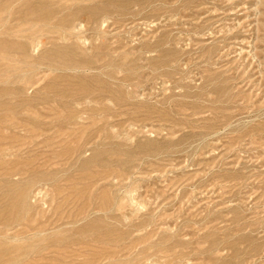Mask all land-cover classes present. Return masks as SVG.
Segmentation results:
<instances>
[{
  "label": "rangeland",
  "instance_id": "374dc122",
  "mask_svg": "<svg viewBox=\"0 0 264 264\" xmlns=\"http://www.w3.org/2000/svg\"><path fill=\"white\" fill-rule=\"evenodd\" d=\"M46 2L65 42L0 24V264H264V0Z\"/></svg>",
  "mask_w": 264,
  "mask_h": 264
},
{
  "label": "bare ground",
  "instance_id": "6f19581e",
  "mask_svg": "<svg viewBox=\"0 0 264 264\" xmlns=\"http://www.w3.org/2000/svg\"><path fill=\"white\" fill-rule=\"evenodd\" d=\"M19 1H21V0H19ZM11 0H0V11H5V10H8L7 12H8V16L6 17V18H0V24L1 25H3L2 27H4L6 30H8L9 32H8V34L11 32H17V33H19V34H17V35H19V38H27V39H31L32 41H30V44L31 43H33L34 44V46H36V45H40V44H36L39 40H43L44 41V39H46L47 37H49V36H52V35H49V34H56L57 35V37L59 38V39H62V40H64V42L66 41V39L68 38V36H67V34H66V32H61L62 30H61V27H58V24L57 23H55L54 22V20L53 21H49V18L51 17V13H52V7H51V5H48L47 4V2H46V0H39L38 1V5L36 6V7H34V9L32 10V11H29V13H30V15L31 14H35L36 15V17H34V19L32 18L31 20H30V22H28V21H22L23 23H24V25L21 23V25H20V23H17V24H12V23H10L12 20H14L13 19V12H10L11 11V8H12V6H11ZM58 5V4H57ZM62 11H63V9H62ZM53 15V14H52ZM84 15V14H83ZM33 16V15H32ZM78 16V15H77ZM97 17V16H96ZM15 18H17V17H15ZM87 19H88V17H87ZM87 19H86V21H87ZM61 20V19H60ZM59 20V21H60ZM65 21V20H64ZM74 21V20H73ZM72 21V22H73ZM97 22H98V20H97ZM68 23H70V22H68ZM91 23V22H90ZM63 24H67V21H65ZM89 24V23H88ZM73 28V27H72ZM78 28V27H77ZM10 29L12 30L13 29V31H10ZM55 35V36H56ZM5 36V35H4ZM49 39H50V37H49ZM58 39V40H59ZM51 40H53V39H51ZM55 40V39H54ZM72 40V39H71ZM47 41V40H46ZM45 41V42H46ZM67 42H69V41H67ZM42 44H43V42H42ZM27 45L26 44H23V43H20V42H15V41H13V40H11V39H9V38H0V51H4V52H7V56H5V59H9V58H11V56H9V54H8V52H14L15 50L16 51H18V52H23L24 53V55L25 56H29L30 55V53L29 52H27L29 49H27ZM30 47H33V45H31ZM36 48V47H35ZM37 49V48H36ZM39 49V48H38ZM32 50H33V48H32ZM35 50V49H34ZM36 52V51H35ZM32 54V53H31ZM35 54V53H34ZM37 54V53H36ZM17 55V54H16ZM18 56H20V55H18ZM41 60V59H40ZM4 80V79H3ZM87 87H88V85H86ZM91 88V87H90ZM101 90V89H100ZM85 91V90H84ZM86 91H88V90H86ZM94 91V90H93ZM1 92H2V90H1ZM97 92V91H96ZM82 93V92H81ZM92 93V92H91ZM88 94V93H87ZM102 97V96H101ZM96 98H98V97H96ZM96 98H92V99H96ZM88 101H89V99H88ZM91 102V101H90ZM88 108V107H87ZM50 179V178H49ZM7 185H9V184H7ZM11 186H15V185H11ZM10 186V187H11ZM27 187V186H26ZM9 188V187H8ZM12 188V187H11ZM28 188V187H27ZM24 189V188H23ZM26 189V188H25ZM24 189V190H25ZM18 190V189H17ZM15 191V190H14ZM13 191V192H14ZM22 191V190H21ZM20 191V192H21ZM26 192V191H25ZM24 192V193H25ZM10 193V192H9ZM16 194V193H15ZM6 195V194H5ZM18 195V194H17ZM21 195H23V194H21ZM8 196V195H7ZM7 196H4L6 199L8 198ZM12 196V194L9 196V198ZM3 197V198H4ZM12 197H14V196H12ZM17 198H18V196H16ZM4 198V199H5ZM15 198V197H14ZM13 198V199H14ZM3 199V200H4ZM5 199V200H6ZM34 199V198H33ZM12 200V199H11ZM15 200V199H14ZM7 201H10V200H7ZM13 201V200H12ZM16 201V200H15ZM14 201V202H15ZM19 202V201H18ZM4 204H6V203H4ZM11 204H12V202H11ZM11 204L10 205H8L7 207H9V206H11ZM15 204V203H14ZM6 207V208H7ZM19 207V206H18ZM6 208H5V210H6ZM14 208H15V206H14ZM15 209H19V208H15ZM8 210V209H7ZM1 211V210H0ZM4 211V210H3ZM2 211V212H3ZM11 211H12V209L10 210V214H11ZM1 212V213H2ZM5 212V211H4ZM3 212V213H4ZM16 213V212H15ZM21 213H23V212H21ZM21 213H20V215H21ZM9 213L7 214L8 216L10 215ZM12 214H13V211H12ZM3 214H1V216H2ZM15 215V214H14ZM23 215V214H22ZM21 215V216H22ZM21 216H19V217H21ZM6 218H10V216L9 217H6ZM6 218H5V220H6ZM14 220V219H13ZM17 220V219H16ZM19 220V219H18ZM6 221H11V220H6ZM5 221V222H6ZM14 222V221H13ZM18 222V221H17ZM28 222V221H27ZM7 223V222H6ZM4 224V223H3ZM21 225V224H20ZM24 226V225H23ZM32 226H33V224H32ZM2 227V226H1ZM30 227H31V224H30ZM7 228V227H6ZM12 228V227H11ZM24 228H27V227H23V229ZM37 228V227H36ZM35 228V229H36ZM3 229H5V228H3ZM28 229V228H27ZM25 230V229H24ZM6 231V230H5ZM7 232V231H6ZM5 232V233H6ZM21 232H22V230L20 231V234H21ZM28 232V231H27ZM26 232V233H27ZM8 233V232H7ZM25 233V232H24ZM9 234V233H8ZM17 234V233H16ZM2 235H5V234H2ZM2 235H0V236H2ZM55 237V236H54ZM4 239V238H3ZM29 241V240H28ZM28 241H26V242H28ZM4 242V241H3ZM1 243H2V240H1ZM6 243V242H5ZM28 243H30V241L28 242ZM27 243V244H28ZM6 244H9V243H6ZM14 244V243H13ZM17 244H19V243H17ZM16 244V245H17ZM5 245V244H4ZM3 244H1V246H4ZM12 245V244H11ZM15 245V246H16ZM22 245V244H21ZM20 245V246H21ZM23 245H24V243H23ZM25 245H26V243H25ZM0 246V247H1ZM14 246V245H13ZM18 246V245H17ZM16 246V247H17ZM3 248V250H4V247H2ZM5 248H6V246H5ZM8 249L9 248H12L11 246H9V247H7ZM14 249H15V247H13ZM25 248V247H24ZM8 249H6V253H8L7 252V250ZM20 248H18L16 251H18ZM21 249H23V248H21ZM20 249V250H21ZM12 249H9V251H11ZM29 249L27 248V251H28ZM26 251V250H25ZM24 251V252H25ZM41 251V250H40ZM36 252H37V250H36ZM43 252V251H42ZM3 253V252H2ZM5 252H4V254H1V255H5L6 254ZM13 253H14V250H13ZM22 253H23V251H22ZM21 253V254H22ZM14 254H16V253H14ZM0 255V256H1ZM9 256H10V253L8 254ZM13 255V254H12ZM8 256V257H9ZM16 257H17V255H15ZM18 256H19V252H18ZM7 257V256H6ZM2 258V257H1ZM13 258V256L11 257V258H9V261H10V259H12ZM17 258H20V257H17ZM6 260V259H5ZM15 260V259H14ZM33 260V259H32ZM9 261H8V263H9ZM28 261V260H27ZM26 261V262H27ZM7 261H5V263H6ZM27 263H30V262H27ZM3 264V263H2Z\"/></svg>",
  "mask_w": 264,
  "mask_h": 264
}]
</instances>
